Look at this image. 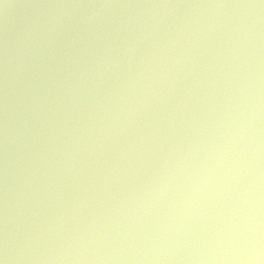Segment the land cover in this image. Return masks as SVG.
Segmentation results:
<instances>
[{
    "label": "water",
    "instance_id": "95a60500",
    "mask_svg": "<svg viewBox=\"0 0 264 264\" xmlns=\"http://www.w3.org/2000/svg\"><path fill=\"white\" fill-rule=\"evenodd\" d=\"M0 264H264V0H0Z\"/></svg>",
    "mask_w": 264,
    "mask_h": 264
}]
</instances>
